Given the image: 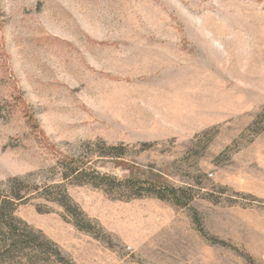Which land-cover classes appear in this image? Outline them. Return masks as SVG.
Listing matches in <instances>:
<instances>
[{
    "label": "rangeland",
    "instance_id": "obj_1",
    "mask_svg": "<svg viewBox=\"0 0 264 264\" xmlns=\"http://www.w3.org/2000/svg\"><path fill=\"white\" fill-rule=\"evenodd\" d=\"M15 179L0 264H264V0H0Z\"/></svg>",
    "mask_w": 264,
    "mask_h": 264
},
{
    "label": "trees",
    "instance_id": "obj_2",
    "mask_svg": "<svg viewBox=\"0 0 264 264\" xmlns=\"http://www.w3.org/2000/svg\"><path fill=\"white\" fill-rule=\"evenodd\" d=\"M152 188L156 189V186H152ZM23 189L20 181L15 179V182L8 187L7 194L0 195V253H2L3 256L9 255L15 251L21 252L24 249H30V247H32L31 244L34 242L28 232L20 230V228L16 226L18 222L13 214L14 200H22L28 196V193H25L26 190ZM164 190L165 192H157L156 195L160 198H164L166 194L169 199L173 200L175 203H180L181 199H183V196L173 187L166 186ZM50 195L52 196H49V200L61 206L64 212L72 218L73 224L78 229H86L84 226L86 218L83 212L65 190L60 189L58 192L54 194L51 193ZM42 249L44 253L48 254L45 246H42Z\"/></svg>",
    "mask_w": 264,
    "mask_h": 264
}]
</instances>
